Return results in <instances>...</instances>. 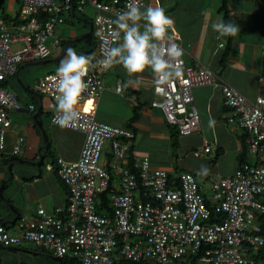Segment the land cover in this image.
I'll return each mask as SVG.
<instances>
[{"label":"built area","instance_id":"2783aa9c","mask_svg":"<svg viewBox=\"0 0 264 264\" xmlns=\"http://www.w3.org/2000/svg\"><path fill=\"white\" fill-rule=\"evenodd\" d=\"M20 2V22L13 30L0 21V151L5 149L11 126L9 113L22 109L3 82L20 65L47 58L46 44H59L55 30L64 22L63 14H82L87 7L95 10V63L105 59L118 40L119 28L113 23L117 16L129 5L142 10L147 0H63L61 5L56 0ZM174 37L171 42L181 47ZM180 61L183 75L170 84L158 85L154 75L152 91L159 100L153 105L180 135L197 133L199 115L191 90L219 88L224 105L231 110L226 122L245 132L256 163L244 164L228 176L197 178L190 171H181L171 180L167 170L133 156L134 131L95 119L108 70L96 64L85 77L90 83L78 105L80 118L64 127L84 135L79 158L67 162L57 157L55 161L58 178L67 187L65 204L52 211L39 205L35 217L20 218L12 232L0 224L2 246L29 242L80 264H181L184 257L197 254L201 263L255 264L253 256L264 245L260 224L264 203L259 199L264 196V93L249 100L208 67L188 65L183 56ZM261 61L257 80L264 87V41ZM55 75L51 72L41 78L35 91L56 100ZM121 89L118 84L116 90ZM56 116L55 111L51 122L60 126ZM23 142L24 137L18 136L13 155L23 152ZM202 184L207 185V194L202 192ZM212 212L222 219L211 220Z\"/></svg>","mask_w":264,"mask_h":264},{"label":"crops","instance_id":"0c3cea01","mask_svg":"<svg viewBox=\"0 0 264 264\" xmlns=\"http://www.w3.org/2000/svg\"><path fill=\"white\" fill-rule=\"evenodd\" d=\"M56 3L61 5L63 0H56ZM221 4L222 0H147L142 11L149 6L163 7L174 21L175 32H170V35L177 36L174 38H178L183 48L185 62L192 66L200 63L208 67L249 100H254L256 96L264 93V87H261L257 80L262 71L263 0H227L226 23L233 22L240 29L234 37L221 36L212 29V24L222 21L223 14L219 10ZM20 12V0H0V21H3L9 30H13L20 22ZM65 14L70 17L77 15ZM140 23L143 24L144 21ZM88 32L76 33L77 38L69 39L64 45H61L58 37L59 44L51 46L52 50H49L46 59L40 60L42 61L40 63L20 65L17 73L4 81L5 88L15 90L16 100H22L23 106L26 107L17 111L24 114L21 115L22 123H19V127L18 125L14 127L11 119L5 149L0 151V184L6 180L2 193L17 210L14 213L3 201L0 203V224L5 223L6 227L11 228V224L18 216L26 219L35 217L39 205L47 211H52L54 207L66 202L67 189L58 178L55 161L57 157H61L67 162H75L79 158L84 135L51 122L57 102L36 92L35 85L41 78L51 73L44 64L54 61L66 48L74 49L78 55H85L92 49L94 45L91 41L86 43L80 39ZM122 38L123 32L119 29V37L114 46L122 43ZM96 53L97 47L93 48L91 55L95 56ZM64 57L66 53L60 60ZM153 77L154 73L150 69L129 75L122 65L108 68L105 72L104 89L96 102L94 114L98 121L134 131L135 138L131 149L134 157L142 159H147L142 155L149 152L148 147L157 145V140L164 139L175 145L180 135L175 126L165 121L161 110L153 105V102L159 100L152 91ZM118 84L122 86L120 92L116 90ZM191 91L199 115L200 131L180 136L190 137L193 150L200 148L198 153H193L194 156L201 157L202 153H206L208 160L212 161L211 167L208 165L204 169L211 172H205L204 175L207 177L231 175L238 164L237 155L243 131L235 126H228L226 119L230 116L231 110L224 105L219 88L200 86L192 88ZM30 106H33V109H30ZM12 112L15 111L9 113L10 118ZM37 112L36 119L32 116L33 121H27L25 113L34 115ZM210 119L215 122L211 127ZM20 135L24 137L23 152L13 155V145ZM188 141L185 140L186 144H189ZM212 148L214 155L210 157ZM52 151L54 156L51 154ZM39 155L43 156V162L37 165ZM47 157L51 161H46ZM201 159L206 160L204 156ZM149 161L153 167L163 168L172 173L174 178L181 171L193 172L190 168H174L156 160ZM9 164L11 176L7 168ZM201 187L202 192L207 194V185L202 184ZM51 256L53 255L29 242H21L11 247L0 244V264H59L52 260ZM74 261L61 264H79Z\"/></svg>","mask_w":264,"mask_h":264},{"label":"clouds","instance_id":"9594fccd","mask_svg":"<svg viewBox=\"0 0 264 264\" xmlns=\"http://www.w3.org/2000/svg\"><path fill=\"white\" fill-rule=\"evenodd\" d=\"M113 23L123 32L122 43L111 47L105 59L93 63V55H78L74 49L68 48L65 59L60 62L52 79L57 92L55 122L61 127H70L80 118L78 105L90 83L85 77L96 64L105 68L122 65L129 75L150 69L158 85L170 84L183 75L180 61L183 49L171 42L170 32H175L174 21L163 7L149 6L142 11L138 6L129 5L128 10L120 13ZM212 29L221 36L233 37L240 31L235 23L223 21L212 24ZM214 123L209 120L210 127Z\"/></svg>","mask_w":264,"mask_h":264},{"label":"rangeland","instance_id":"374dc122","mask_svg":"<svg viewBox=\"0 0 264 264\" xmlns=\"http://www.w3.org/2000/svg\"><path fill=\"white\" fill-rule=\"evenodd\" d=\"M94 15L95 12L87 7L85 11L81 14L78 13L76 16L70 17L67 14H63L64 22L59 24L58 27L55 30L56 37H59L61 42L65 44L66 41L69 39H76L77 34L81 31H89L88 21L92 22L94 21ZM72 18V19H70ZM86 20V21H85ZM93 28L95 30V26L93 25ZM77 33V34H76ZM84 33V32H83ZM76 34V35H75ZM46 46L49 50H52V47L50 43H47ZM65 59V57H64ZM60 61L54 62L50 61L44 65H47L46 67L50 69L51 72H56L57 68L60 66ZM35 66H42V65H35ZM15 97H17V93L15 90H12ZM22 100H18V103L21 107L26 108L23 106ZM19 114L20 116H17ZM21 115H24L23 113H17V111L11 113V119L14 122V127H19V123H22ZM27 121H33L32 116L30 114H26ZM242 131V130H241ZM190 137L186 136H180L177 137V144H173L172 142H167L164 139L157 140V145H152L147 148L146 154L142 155L146 157L149 160H156L163 164L171 165L174 168H180L185 167L187 169H192L195 176L199 178L203 173H210L211 171L204 170L205 166L208 167V165L211 167L212 161L208 160V155L206 153H202V156H204V159L202 160V156L198 157L197 155H193V153H198L200 151V148H196L193 150V144L192 141L189 139ZM185 140H189V144H186ZM191 141V142H190ZM150 148V149H149ZM54 151V150H53ZM52 151V156H54V153ZM197 151V152H194ZM214 155V149L212 148L210 152V157ZM247 156L251 160H255L254 155H252L249 151L247 152ZM46 161H51L49 157L46 158ZM204 164V165H203ZM8 168V166H7ZM9 171V170H8ZM10 174V172H9ZM198 180V179H197ZM13 227L10 228V231L12 232ZM74 263H77L74 261ZM256 264H264V260H259Z\"/></svg>","mask_w":264,"mask_h":264},{"label":"trees","instance_id":"16d2710c","mask_svg":"<svg viewBox=\"0 0 264 264\" xmlns=\"http://www.w3.org/2000/svg\"><path fill=\"white\" fill-rule=\"evenodd\" d=\"M75 1V0H74ZM227 0H222V4L219 8V10L222 12V21L226 23V19H227ZM72 13V12H69ZM65 14V13H64ZM74 15H76L77 13H73ZM82 40H84L86 43L90 42L94 45L93 48L95 49V47H97V38L95 36V30L93 28V31L91 34H86L84 35L82 38H80ZM96 39V41H95ZM67 42V41H66ZM65 42V43H66ZM61 45H64L63 42H61ZM93 48L90 49L89 51H87L85 53V55H91L93 52ZM5 81V80H4ZM4 85V82H3ZM243 131V130H242ZM247 152H248V146L246 144V134L243 131L240 137V151L237 155V160H238V164H237V168L241 167L244 164H249V165H253L255 160H251L249 159V157L247 156ZM215 162V160L213 161ZM235 169V170H236ZM187 171V170H186ZM56 172H57V168H56ZM235 172V171H234ZM193 173V172H191ZM194 174V173H193ZM195 175V174H194ZM233 175V174H231ZM169 177L171 180H176L174 178V175L172 173H169ZM200 177H204L207 178L206 175L202 174ZM63 184V183H62ZM64 185V184H63ZM65 186V185H64ZM66 187V186H65ZM67 189V187H66ZM260 201L264 203V196L259 197ZM0 203H2V200L0 198ZM209 204V203H207ZM260 224H261V234L264 236V214L260 216ZM21 218V217H20ZM19 216L15 219V222L11 225H14L19 219ZM222 219V215L212 212L211 213V220L213 221H220ZM4 226H7L5 223H2ZM199 257L200 255H190V256H186L184 257V259H182L181 264H210V263H201L199 262ZM254 260H255V264L259 261V260H264V245L258 250V252L253 256ZM74 260L72 259H67V258H62V262L63 263H69V262H73ZM80 264V263H79ZM119 264H145L144 262H133V261H127V262H120Z\"/></svg>","mask_w":264,"mask_h":264},{"label":"water","instance_id":"95a60500","mask_svg":"<svg viewBox=\"0 0 264 264\" xmlns=\"http://www.w3.org/2000/svg\"><path fill=\"white\" fill-rule=\"evenodd\" d=\"M85 21H86V20H85ZM87 23H88V26H89V32H88V34H91L92 31H93V25H92V23L89 22V21H88ZM66 52H67V48L62 52V54H61L59 57L55 58L54 61H59V60L61 59V57H63L64 54H65ZM40 62H42V61H36V62H32V63H40ZM37 115H38V112H37L36 114L33 115V118L36 119ZM44 140H45V137H44ZM15 159L18 160V158H15ZM21 161H22V160H21ZM42 162H43V156H42V155H39V161H38L36 164L39 165V164H41ZM8 170H9V172L11 173V165H10V164L8 165ZM10 176H11V174H10ZM5 181H6V180H4V181L0 184V198H1V200H2L5 204H7V206L9 207V209H10L12 212L16 213L17 210L14 208V206L10 203V201H9L8 199H6V198L3 196L2 189H3V186H4ZM0 222H1V219H0ZM12 222H13V221H12ZM51 259L54 260V261H57L59 264L62 263V259H61V258L51 256Z\"/></svg>","mask_w":264,"mask_h":264},{"label":"snow or ice","instance_id":"6c2138e0","mask_svg":"<svg viewBox=\"0 0 264 264\" xmlns=\"http://www.w3.org/2000/svg\"><path fill=\"white\" fill-rule=\"evenodd\" d=\"M87 110V109H86Z\"/></svg>","mask_w":264,"mask_h":264}]
</instances>
